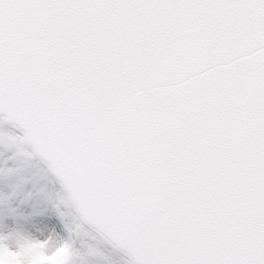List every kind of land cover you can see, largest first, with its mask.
Returning a JSON list of instances; mask_svg holds the SVG:
<instances>
[{
  "label": "snow or ice",
  "instance_id": "6c2138e0",
  "mask_svg": "<svg viewBox=\"0 0 264 264\" xmlns=\"http://www.w3.org/2000/svg\"><path fill=\"white\" fill-rule=\"evenodd\" d=\"M0 264H264V0H0Z\"/></svg>",
  "mask_w": 264,
  "mask_h": 264
}]
</instances>
